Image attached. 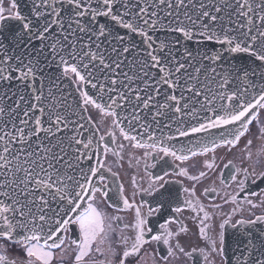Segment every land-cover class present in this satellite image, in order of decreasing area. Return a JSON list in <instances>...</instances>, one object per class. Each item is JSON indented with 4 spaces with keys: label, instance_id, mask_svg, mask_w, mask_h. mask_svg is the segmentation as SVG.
<instances>
[{
    "label": "snow or ice",
    "instance_id": "snow-or-ice-1",
    "mask_svg": "<svg viewBox=\"0 0 264 264\" xmlns=\"http://www.w3.org/2000/svg\"><path fill=\"white\" fill-rule=\"evenodd\" d=\"M262 117L264 0H0V264H264Z\"/></svg>",
    "mask_w": 264,
    "mask_h": 264
},
{
    "label": "flooded vegetation",
    "instance_id": "flooded-vegetation-1",
    "mask_svg": "<svg viewBox=\"0 0 264 264\" xmlns=\"http://www.w3.org/2000/svg\"><path fill=\"white\" fill-rule=\"evenodd\" d=\"M9 1H5V4L7 6H9ZM264 118V117H262ZM255 126H253V132H255ZM246 139V138H245ZM259 143V142H257ZM243 144H244V140L242 139L241 141V144H240V147H243ZM239 149H235L233 150L234 153L238 152ZM232 154H229L227 153L226 150H218L217 151V164L219 165V168L217 169V172L216 174H212L210 173L209 174V178L208 179H205L201 185H199L197 187V194L200 195V199L203 203H205L206 205L209 204V203H223V200H222V197L224 195L225 192H232V187H227L225 188L223 185L220 184V181H219V172L221 170H223V165L225 163H227V160L228 159H232ZM124 168H121V169H116L114 168V170H119L120 173H121V181L124 182L126 184V187H128V179L129 177L135 173V169H129L127 167V158L125 159L124 161ZM188 183V182H186ZM204 187H216L217 189V192L219 193V195H215V194H212V195H201V193L203 192V188ZM131 191V189L129 188V192ZM231 205H226L224 207V211L227 212V211H230L231 209ZM261 210H257V214H259ZM123 215V214H122ZM185 216H189L191 215L190 213H185L184 214ZM128 219H130V215L127 217ZM220 222V217L217 216L216 219H215V223L218 225V223ZM185 223L187 224V226L189 227L190 229V232L189 234L186 236V237H182V242L185 244L186 247H193V246H203V243L202 241H200L198 238H197V225L195 223H193L192 221L190 220H185ZM11 258V257H10ZM184 264H194V260H186L184 262ZM200 264H203V261L202 259L200 260ZM216 264H222L221 262V259L219 257L216 258Z\"/></svg>",
    "mask_w": 264,
    "mask_h": 264
},
{
    "label": "water",
    "instance_id": "water-1",
    "mask_svg": "<svg viewBox=\"0 0 264 264\" xmlns=\"http://www.w3.org/2000/svg\"><path fill=\"white\" fill-rule=\"evenodd\" d=\"M230 233V232H229ZM228 255L231 256V249L228 250Z\"/></svg>",
    "mask_w": 264,
    "mask_h": 264
}]
</instances>
